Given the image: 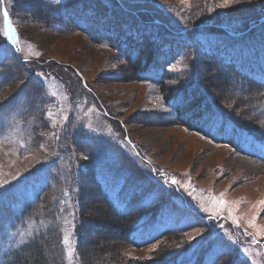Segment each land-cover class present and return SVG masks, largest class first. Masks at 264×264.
<instances>
[{
    "label": "rangeland",
    "instance_id": "374dc122",
    "mask_svg": "<svg viewBox=\"0 0 264 264\" xmlns=\"http://www.w3.org/2000/svg\"><path fill=\"white\" fill-rule=\"evenodd\" d=\"M126 1L153 8L161 16L181 24L176 13L186 18L188 14L195 15L192 3L197 0ZM222 2L205 0L207 9L195 15L196 18L212 17L221 19L223 24L241 27L245 20L264 13V0H236L229 7H217ZM26 13L23 7L17 15L23 26L25 21L32 24ZM208 34L203 32L198 37L202 41L210 38ZM24 35L22 47L20 43L16 45L19 56L36 63L44 54L46 63L63 67L55 75L33 66L37 74L31 89L23 90L15 106L1 112L0 183L22 179L25 162L44 161L47 168L40 176L44 173L49 181L56 183L58 194L52 195L50 209L57 212L37 215V221L32 217L14 229L9 225L3 227L0 261L40 231H54L63 225L59 240L64 249L61 264H85L74 248L76 224L82 218L87 223L83 241L90 261L98 254L96 248L113 247L116 253L105 264H210L222 245L229 244L231 251L216 264H264V205L259 203L264 200V163L236 154L225 145L177 125L172 112L163 105L156 86L134 82L124 65L113 59L112 52L96 47L77 34L53 35L27 28ZM6 50L0 48V65L3 61L8 66L12 61L11 52ZM9 72L11 77L13 71ZM216 91L226 98L234 96L228 86ZM39 111L50 128L42 132L37 141L39 145L32 150L37 153H27L31 146L27 151L21 147V151L17 121L26 120V129L41 125L36 114ZM213 129L218 130L219 125H213ZM227 129L223 133L224 142L230 133ZM241 138L250 141L249 137ZM134 149L139 156H135ZM258 149L254 153L264 157V145ZM82 174L79 197L85 203L82 216H78L77 181ZM96 176L104 178L106 190L119 208H123L117 197L121 182L132 188L124 186L128 194L139 197L147 208L159 211L152 227L140 226L136 230L140 233V242L152 240L166 228L171 229L174 237L165 236L140 248L128 246L120 237V228L109 224L113 217L99 200L95 185L88 184ZM173 179L180 183H166ZM40 182L37 186H18L21 193L18 203L29 200L32 193L37 194L45 185L41 178ZM184 188L188 189L187 193ZM213 198L226 201L221 212L210 216L199 211L200 203L213 208ZM200 217L208 222L210 230ZM250 221L254 227L249 226ZM196 230L203 235L195 236ZM258 231L262 234L257 235ZM20 233H24L23 243H19Z\"/></svg>",
    "mask_w": 264,
    "mask_h": 264
},
{
    "label": "trees",
    "instance_id": "16d2710c",
    "mask_svg": "<svg viewBox=\"0 0 264 264\" xmlns=\"http://www.w3.org/2000/svg\"><path fill=\"white\" fill-rule=\"evenodd\" d=\"M204 1L197 0L192 3L196 16L207 9ZM8 6L9 17L15 23L20 41L26 40L24 31L27 28L53 35H80L96 47L112 52L113 59H118L124 65L134 82H149L156 86L163 105L177 96L194 95L198 105L195 111L167 108L174 115L177 125L216 144L225 145L236 154L264 163L262 158L251 156L242 150L241 144L235 138L242 135L264 144V83L259 79L264 66V20H259L264 17V13L245 20L244 26L237 27L223 24L222 20L217 18L199 20L193 14H188L186 18L178 13L177 18L181 24H175L153 8L132 5L126 0H64L60 4H47L37 0H9ZM23 7L28 11L26 14L29 16L28 21L32 23L30 25L25 21L23 26L17 16ZM220 26L230 28L232 33L246 32L241 36L242 42H253L254 48H258L260 53L257 55L251 48L238 45L237 41H233L237 38L231 41L222 39L221 45H216L213 50L211 48L203 51L205 41L197 39L196 36L202 32L226 34ZM5 43L3 28L0 26V48L4 47ZM196 54L197 58L194 59ZM11 56L9 65L6 66L5 62L0 67V114L10 110V103L18 101L23 90L31 89L33 78L37 74L36 69L32 70L33 66L50 70L55 75L62 71L63 67L46 63L47 57L44 54L36 59V63L33 59L21 61L24 58L17 57L13 52ZM177 64L179 66H176ZM9 70L13 71L11 77ZM231 85L237 87L233 88ZM227 86L234 95L233 98H226L218 91V94L214 93L215 89ZM36 114L39 115L41 125L33 129L34 141L50 128L48 122H44L43 113L39 111ZM17 122L23 127L26 126V120L19 119ZM217 124L219 129L214 130L213 125ZM227 127L230 133L226 138L227 142H224L223 133H226ZM29 129L25 128V132ZM38 145V142H35L29 153H37L32 150ZM24 168V177L13 189L12 185H8L0 193V233L6 225L14 229L32 217L37 221V215H53L52 213L57 212L50 209L52 195L58 194L56 183L49 181L44 173L40 176L47 168L46 163L25 162ZM82 177L83 174L77 181L78 216H82L85 203L79 197L80 186H83ZM40 178L45 185L37 198L22 204L19 214L14 215L18 198L21 196L17 187L40 185ZM88 184L91 187L92 184L95 185L99 200L113 217L109 224L120 228V237L128 246L140 248L165 236L174 237L171 230L165 229L148 242H136V230L140 226L152 227L157 222L159 211L141 206L130 212H123L106 193L99 191L94 179ZM124 186L132 188L123 183L122 190L118 193L126 208L140 204L141 199L134 194H128ZM86 224L82 218L76 224L75 253L85 264H105L112 258V253L116 252L113 247H98V254L91 261L88 260L83 241ZM62 232L63 225L54 231H40L15 252L10 251V248V253L0 264H61L63 247L59 240ZM166 259L167 257L163 261Z\"/></svg>",
    "mask_w": 264,
    "mask_h": 264
},
{
    "label": "snow or ice",
    "instance_id": "6c2138e0",
    "mask_svg": "<svg viewBox=\"0 0 264 264\" xmlns=\"http://www.w3.org/2000/svg\"><path fill=\"white\" fill-rule=\"evenodd\" d=\"M236 0H223L222 3L218 4L217 7L220 8H225L231 6L233 3H235ZM4 17V31H3V36L6 37L9 41L15 42V33L14 30L11 26V22L8 18V13L4 12L3 13ZM19 51V49H17ZM171 70V66H170ZM197 98L194 95H189V96H177L174 97L171 101H167L166 104L164 105L168 109H174V110H180V109H188L191 111H195L196 107H198L196 103ZM207 115V114H206ZM210 118V117H209ZM171 185H177L180 182L176 180H171L170 182ZM7 184V181H4L3 183H0V188L4 187ZM183 191L185 193L188 192L187 188H184ZM223 194H221V197ZM214 199V204L213 208L206 207L203 203L199 204V211H202L204 213H208L210 216H212L213 212L219 213L224 209V206L226 205V201H224L222 198H213ZM190 203V202H189ZM261 205H264V200L259 202ZM231 215V212L229 213ZM253 220H255V217H253ZM249 226L254 227V223L252 221L249 222ZM262 234L260 231L257 232V235ZM29 236L32 235V233H28ZM203 234L199 231L196 230L195 236H202ZM21 239L19 243H23V237L24 233H20ZM64 243H68V238L65 236L64 238ZM235 242H232L234 244ZM231 251V246L229 244H224L221 247V250L217 251L215 255L212 256L210 260V264H216V261L219 260L222 256L227 255Z\"/></svg>",
    "mask_w": 264,
    "mask_h": 264
}]
</instances>
